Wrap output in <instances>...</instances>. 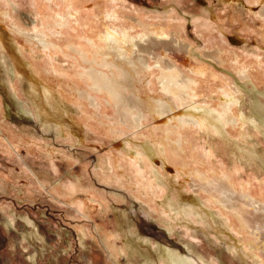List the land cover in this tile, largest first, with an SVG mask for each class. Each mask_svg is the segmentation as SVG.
<instances>
[{
	"label": "rangeland",
	"instance_id": "374dc122",
	"mask_svg": "<svg viewBox=\"0 0 264 264\" xmlns=\"http://www.w3.org/2000/svg\"><path fill=\"white\" fill-rule=\"evenodd\" d=\"M1 1L14 7L27 28L40 21L48 25L53 12L67 5L63 0ZM120 1L119 10L139 13L152 33H175L193 44L188 55L168 40L148 42L147 52L154 58L147 89L124 91L132 98L165 97L156 63L180 71L191 94L186 99L175 96L174 106L208 117L207 125L184 130L188 170L177 174L167 164V175L151 167L156 158L166 160L150 137H133L130 111L142 107L133 101L116 104L112 91L94 87L88 75L80 78L86 63L73 58L71 37L56 36L63 50L55 51L52 61L65 90L48 99L3 32L0 264H176L190 257L199 264H260L259 258L240 250L248 231L238 228L239 234L207 196L189 191L186 175L223 170L240 181L264 184V12L254 7L264 6V0ZM215 47L222 50L219 59L205 54ZM34 56L44 62V52ZM244 69L248 77L241 74ZM72 84L84 91L77 95L69 88ZM235 85L240 102L230 110L245 113L243 127L222 122L216 111L223 106V91ZM84 93L95 97L99 110ZM123 112L127 122H122ZM146 124L152 128L153 119ZM149 173L157 175L159 184Z\"/></svg>",
	"mask_w": 264,
	"mask_h": 264
},
{
	"label": "bare ground",
	"instance_id": "6f19581e",
	"mask_svg": "<svg viewBox=\"0 0 264 264\" xmlns=\"http://www.w3.org/2000/svg\"><path fill=\"white\" fill-rule=\"evenodd\" d=\"M63 2L67 4L66 8L54 11L51 16L52 21L48 25L40 21L35 27L27 28L19 22L14 7L10 3L2 4L0 0V35L3 32L6 33L11 40L10 46L15 48L20 53L19 56L26 61L29 70L41 83L42 90L48 99H51L55 92L62 93L65 90L64 82L60 79L52 61V54L55 51L63 50L61 38L71 37L68 48L73 54V58L78 62L86 63L85 70L80 73V78H85L88 75L93 79L94 82L91 83H95L94 87H99L105 93L112 91V94L109 93L116 104L123 105L126 103L129 106V103L133 101L135 105L137 103L142 107L139 108L137 105L136 110L130 111L132 113L129 121L131 124L129 125L133 128V137L143 138L144 141H147L145 137H150L151 141H154V149L164 156L167 162L160 158H156V163L148 160L151 167L162 171V174H167L165 171L167 164H169L174 173L186 172L188 166L184 155L189 139L184 130L190 126L207 125L208 120L207 116L198 112V109L201 108H195L198 110L197 113H183L174 106L175 96L185 98L191 94L188 81L183 78V75L174 65L165 66L161 61H158L155 67L160 70V82L163 83L165 91L168 92L165 97L157 98L147 94L145 97L138 95V98H132L127 96L128 93L126 94L124 91L130 87L132 91L139 94L140 89H147L153 73L150 57L154 58L147 52L148 42L157 39L159 41L168 40L175 43L176 47L188 55L191 54L193 44L175 33L174 35H169L164 31L159 32L160 34L155 31L152 33L149 31L152 28H145L146 25L143 24L139 13L126 12L122 9L123 7H120L121 10H119L118 3L121 2L120 0H89L87 4H79L77 0H63ZM259 5L254 7H258L259 13L262 12L260 8L263 7L264 12V6ZM85 25L91 32L94 28L97 34L84 31ZM56 36H61V38L57 40ZM0 39H2L0 44L4 49L6 47L4 40L1 36ZM38 51L44 52V62L35 61L34 54ZM221 53L222 50L219 47L205 52L212 59H219ZM156 59L158 58L156 57ZM241 74L245 77L249 76L248 70L245 69L242 70ZM60 75L63 76V74ZM236 86L235 88L230 86L223 91V101H221L223 106H220V111H216L222 122L243 127L244 123L248 121L245 113L241 111L233 113L230 110L231 107L234 108L240 102V98L236 95ZM69 88L77 95H79L80 90H83L78 86H73V84ZM84 94L99 110L100 104H97L95 97L91 93ZM121 117L122 122H127L125 121L128 120L126 113L123 112ZM148 118L153 119L154 126L152 128L146 124ZM251 120L255 122L256 118ZM0 132L4 134V130L1 128ZM145 153H141V155L143 156ZM115 162L117 168L122 166L119 159ZM196 173L193 172L191 175L186 173V178L189 180V191L203 197L207 196L212 205L216 206L218 212L224 214L225 219L229 221L233 229L237 231L239 228L240 233L248 231L250 237L244 242L245 244L240 245V250L245 249L247 253L249 252L248 254L259 258L260 264H264V184L253 180L240 181L235 173L223 170L212 175H206L200 170ZM202 174L205 175L202 176ZM156 177L157 175L151 176L150 174V180L152 182L157 181L159 184ZM159 177L162 178L163 176ZM159 191H164L163 187H159ZM167 205L171 208L173 203L169 201ZM236 236L239 237V235ZM115 241L116 239L113 242ZM175 263L199 264L197 260H192L191 257L176 260Z\"/></svg>",
	"mask_w": 264,
	"mask_h": 264
}]
</instances>
